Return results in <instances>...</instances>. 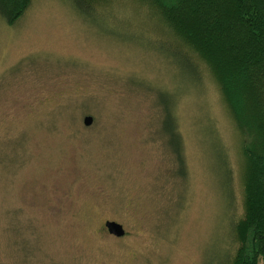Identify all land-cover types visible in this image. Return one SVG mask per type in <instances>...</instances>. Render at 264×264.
<instances>
[{
    "label": "rangeland",
    "instance_id": "obj_1",
    "mask_svg": "<svg viewBox=\"0 0 264 264\" xmlns=\"http://www.w3.org/2000/svg\"><path fill=\"white\" fill-rule=\"evenodd\" d=\"M94 5L99 21L64 0L0 20V264H214L236 247L227 223L242 216L244 172L217 85L145 2ZM171 48L196 83L181 84ZM157 90L174 98L183 176Z\"/></svg>",
    "mask_w": 264,
    "mask_h": 264
},
{
    "label": "trees",
    "instance_id": "obj_2",
    "mask_svg": "<svg viewBox=\"0 0 264 264\" xmlns=\"http://www.w3.org/2000/svg\"><path fill=\"white\" fill-rule=\"evenodd\" d=\"M30 1L0 0V20L12 26ZM64 1L86 21H99L94 0ZM138 1L145 2L160 18L166 34L207 67L240 135L244 162L242 216L227 223V234L231 226L236 247L231 254L222 251L214 264H257L258 258H264V0ZM107 33L119 37L111 29ZM171 49L172 58L180 60L188 71L183 82L180 79L181 84L196 83V67L187 59L185 50ZM156 96L162 111L161 131L174 154L177 174L183 176L181 140L172 114L173 95L157 90ZM225 161L222 157L220 165L229 205V171Z\"/></svg>",
    "mask_w": 264,
    "mask_h": 264
},
{
    "label": "water",
    "instance_id": "obj_3",
    "mask_svg": "<svg viewBox=\"0 0 264 264\" xmlns=\"http://www.w3.org/2000/svg\"><path fill=\"white\" fill-rule=\"evenodd\" d=\"M90 123H91V117L85 116L82 119V124L84 126H88ZM103 227L109 235H112L114 237H121L124 234L122 227L113 221H106L103 224Z\"/></svg>",
    "mask_w": 264,
    "mask_h": 264
}]
</instances>
